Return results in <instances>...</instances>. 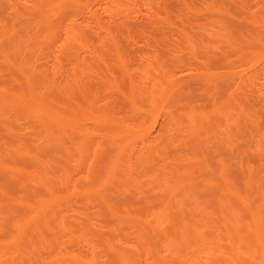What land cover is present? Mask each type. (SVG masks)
<instances>
[{
  "label": "bare ground",
  "instance_id": "obj_1",
  "mask_svg": "<svg viewBox=\"0 0 264 264\" xmlns=\"http://www.w3.org/2000/svg\"><path fill=\"white\" fill-rule=\"evenodd\" d=\"M177 1L0 0V264H264V0Z\"/></svg>",
  "mask_w": 264,
  "mask_h": 264
},
{
  "label": "rangeland",
  "instance_id": "obj_2",
  "mask_svg": "<svg viewBox=\"0 0 264 264\" xmlns=\"http://www.w3.org/2000/svg\"><path fill=\"white\" fill-rule=\"evenodd\" d=\"M188 1L194 6H200V5H203L206 0H188ZM218 1L224 2L225 5L232 11V13L238 14L239 11L237 9V6L233 3L235 0H218ZM160 2L162 3V7L154 9L155 12H160L163 9H165L166 11H168L171 14L173 20H175V21L178 19V16L182 15L181 17H183V19H184V24H186L185 27H186L187 31H189L191 34H194L195 36H197L198 39L204 38L207 42L213 43L214 39H211L209 37L210 35H208L209 32L210 33H213V32L209 30L211 28V26H208L206 24L207 21H206L205 16L196 17V16L190 15L188 13V10L185 7H182L177 0H160ZM2 11L3 12L1 13V16H5L6 10L3 9ZM146 14H147V12H146V10H144L140 15H138L139 17H137L135 20L128 21L129 27L132 28L133 30H136L135 29L136 27H140L143 24H144L143 25L144 27H148V23H147L148 17L146 16ZM121 17H123V16L121 15V16L117 17L118 21H117V25H115L116 27H118V23L120 21L119 19ZM189 22H191V23H189ZM147 31L152 32L153 35L156 36L157 41L159 42L161 57L165 60L166 68L168 69L172 63V61L170 59L172 58L173 54L177 53V51H175L177 46L175 47L167 39H164V34L158 32V30L152 31L151 28H147ZM135 35L140 36L142 34L136 33ZM178 48H181L182 50H184L185 42L183 39L179 40ZM65 62L68 63V61H65ZM72 63L75 64L77 62L73 61ZM70 67L71 66H67V70H69ZM172 68H173V66H172ZM1 83L8 85L9 81L3 80V82H1ZM2 122L7 124V125H12V123L10 121H7L4 118L0 117V140L4 138V136H3L4 127L2 126ZM35 143L37 144V142H35ZM30 148L32 150L35 149L34 146H30ZM51 149H52V147H46L45 149L42 148L41 149L42 155H44V156L48 155L50 153ZM0 179H4L2 174H0ZM8 208H9V206H5V208H3V209L5 212H7Z\"/></svg>",
  "mask_w": 264,
  "mask_h": 264
}]
</instances>
